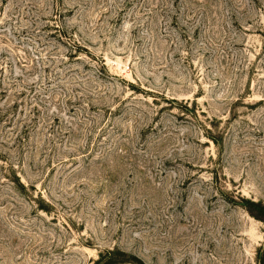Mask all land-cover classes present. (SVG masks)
<instances>
[{"label":"rangeland","instance_id":"obj_1","mask_svg":"<svg viewBox=\"0 0 264 264\" xmlns=\"http://www.w3.org/2000/svg\"><path fill=\"white\" fill-rule=\"evenodd\" d=\"M249 202L264 0H0V264H260Z\"/></svg>","mask_w":264,"mask_h":264},{"label":"trees","instance_id":"obj_2","mask_svg":"<svg viewBox=\"0 0 264 264\" xmlns=\"http://www.w3.org/2000/svg\"><path fill=\"white\" fill-rule=\"evenodd\" d=\"M251 205V208H247L251 215H253V217L255 219L264 221V204L260 203V202H249ZM264 248V247H263ZM109 256L107 257V261L103 262V264H125V263H130V261L128 260H119L116 258V256H122V257H126V255L123 252H108L107 253ZM133 261L137 262V260H135V258H131ZM100 260V259H99ZM262 261L264 262V260H260V264H262ZM138 264H141L139 261L137 262Z\"/></svg>","mask_w":264,"mask_h":264}]
</instances>
